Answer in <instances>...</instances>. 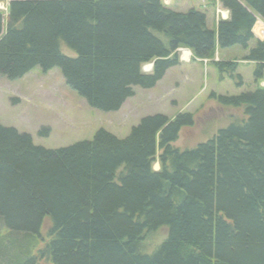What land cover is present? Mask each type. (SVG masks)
<instances>
[{
  "label": "trees",
  "instance_id": "1",
  "mask_svg": "<svg viewBox=\"0 0 264 264\" xmlns=\"http://www.w3.org/2000/svg\"><path fill=\"white\" fill-rule=\"evenodd\" d=\"M8 1L0 75L58 68L93 109L117 111L133 87H154L179 65L180 48L242 84L235 61L213 60L240 46L264 81V42L252 34L264 0H218L229 19L215 31L203 11L161 0ZM217 100L222 118L238 114L188 149L172 142L193 125L190 113L147 116L123 139L99 130L53 150L0 124V264H264V87Z\"/></svg>",
  "mask_w": 264,
  "mask_h": 264
},
{
  "label": "rangeland",
  "instance_id": "2",
  "mask_svg": "<svg viewBox=\"0 0 264 264\" xmlns=\"http://www.w3.org/2000/svg\"><path fill=\"white\" fill-rule=\"evenodd\" d=\"M201 2L202 0H173L170 8L177 12H186L191 8L203 11L207 27L212 31L216 29L214 21L229 19L226 17L227 10L219 2L215 6L211 4L213 1L210 4ZM5 4L0 5L3 11L7 10ZM254 32V38L264 42V37L259 36L264 34V23L259 18L255 22ZM61 51L68 56L75 55L65 46L61 47ZM246 54L247 51L240 46H233L219 48L214 55L216 62L237 63L234 74L241 77L242 84H239L237 76L230 78L224 73L221 77L212 65V60H199L191 56L167 70L154 87H133L134 95L127 98L120 109L114 112L89 107L82 97L65 84L58 68L45 73L36 67L16 80L0 75V124L29 135L35 146L53 150L89 141L99 130L123 139L129 135L132 127L147 116L163 115L173 119L178 114L190 113L193 125L181 128L172 146L178 149L193 148L205 142L220 128L226 127L227 116L230 118L233 114H238L237 111L229 113L226 110L222 113V118V111L219 110L227 108L219 106V96H238L243 92H252L259 86L264 87V81L258 83L255 80V64L243 61ZM149 70L150 64L145 65L144 73H150ZM153 169L158 170L159 165L155 163ZM47 229L46 223L39 230V235L45 239L37 240L40 248L48 240L45 232ZM4 233L7 231L0 224V238ZM39 264L51 263L42 260Z\"/></svg>",
  "mask_w": 264,
  "mask_h": 264
},
{
  "label": "crops",
  "instance_id": "3",
  "mask_svg": "<svg viewBox=\"0 0 264 264\" xmlns=\"http://www.w3.org/2000/svg\"><path fill=\"white\" fill-rule=\"evenodd\" d=\"M162 2L167 6V7H171L172 6V2H173V0H162ZM226 12V17L228 18L229 17V12L228 11H225ZM256 21H257V19H256ZM258 23H260L259 21H258ZM214 26H217V22L216 21H214ZM255 27V26H254ZM254 27H253V29H252V33H253V35H256L255 34V32H254ZM180 52H181V56H180V61H184V60H188V57H190L191 56V52L190 51H188V50H186V49H181L180 50ZM185 55V56H184Z\"/></svg>",
  "mask_w": 264,
  "mask_h": 264
},
{
  "label": "bare ground",
  "instance_id": "4",
  "mask_svg": "<svg viewBox=\"0 0 264 264\" xmlns=\"http://www.w3.org/2000/svg\"><path fill=\"white\" fill-rule=\"evenodd\" d=\"M185 56V55H184ZM146 68H149V67H146Z\"/></svg>",
  "mask_w": 264,
  "mask_h": 264
}]
</instances>
